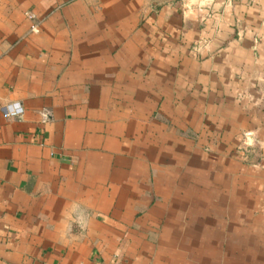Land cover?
Instances as JSON below:
<instances>
[{"label":"crops","instance_id":"crops-1","mask_svg":"<svg viewBox=\"0 0 264 264\" xmlns=\"http://www.w3.org/2000/svg\"><path fill=\"white\" fill-rule=\"evenodd\" d=\"M247 132L264 0H0V264H264Z\"/></svg>","mask_w":264,"mask_h":264},{"label":"built area","instance_id":"built-area-1","mask_svg":"<svg viewBox=\"0 0 264 264\" xmlns=\"http://www.w3.org/2000/svg\"><path fill=\"white\" fill-rule=\"evenodd\" d=\"M33 30H38L39 27L37 24L32 26ZM24 112V106L21 101H14L6 105V114L7 115H15L22 114ZM245 139L243 143L238 147V153L243 157V159L248 160L251 152L254 151V145L249 142L250 134L247 132L244 134ZM252 147V148H251Z\"/></svg>","mask_w":264,"mask_h":264},{"label":"rangeland","instance_id":"rangeland-1","mask_svg":"<svg viewBox=\"0 0 264 264\" xmlns=\"http://www.w3.org/2000/svg\"><path fill=\"white\" fill-rule=\"evenodd\" d=\"M263 152H264V146L262 147V144L254 145V151H252V155H250V159H251L250 163H253L254 165H257V166L264 167L263 158L261 160L259 159V154H260V157H263V154H262Z\"/></svg>","mask_w":264,"mask_h":264}]
</instances>
